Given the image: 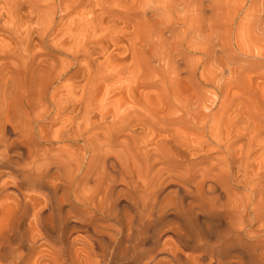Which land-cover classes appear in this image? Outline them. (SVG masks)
<instances>
[{
  "label": "bare ground",
  "instance_id": "6f19581e",
  "mask_svg": "<svg viewBox=\"0 0 264 264\" xmlns=\"http://www.w3.org/2000/svg\"><path fill=\"white\" fill-rule=\"evenodd\" d=\"M57 2L0 0V43L14 44H0V218L10 223L0 264H264V97L226 37L247 11V52L261 66L264 0ZM58 10L79 15L66 31L84 37L68 54L86 56L71 91L80 98L60 93L47 98L52 109L26 112L25 94L21 109L4 103L15 80L1 70L25 69L31 47L61 33L48 32ZM96 44L117 54L100 61ZM110 67L133 73L129 108L94 102ZM242 86L243 97L233 92Z\"/></svg>",
  "mask_w": 264,
  "mask_h": 264
},
{
  "label": "rangeland",
  "instance_id": "374dc122",
  "mask_svg": "<svg viewBox=\"0 0 264 264\" xmlns=\"http://www.w3.org/2000/svg\"><path fill=\"white\" fill-rule=\"evenodd\" d=\"M49 3H55L57 4V0H48ZM249 7V6H247ZM163 10H158V12H161ZM53 7L50 8L49 15H52ZM129 14H131L133 11H127ZM245 12H242L237 17L236 22L233 24L232 31H229V33L226 35V37L231 36L232 43L238 44L243 52L237 51L234 54V63L235 66H240L245 71V77H253L254 80L251 81V84H253V87L255 89V93L258 97H264V78H259L256 76L258 74L264 73V63L258 67L260 64L257 59L250 56V53L247 52V50H253L254 49V42L251 40V37L248 33L244 30L245 25ZM250 14L252 12L248 11ZM62 13L58 10L54 21L51 22L52 28L48 31L51 33H54V31L57 29V25L61 26V33L56 37L55 34L52 36L47 37V40L45 42L41 43L40 45H33L31 47V50H34V55L31 60V62L28 64V66L24 69H18L13 70L10 67H4L1 70V79L2 82L6 80L8 76H10L13 80H15L13 84V89L10 91L9 95L5 96L3 98V102L7 103L11 99H16L18 102L16 103V106L21 109L23 108L20 105L22 96L24 95L26 99L30 102V104L33 106L32 109H26L23 108L26 111H32L40 109V106L49 107L52 109L50 104L47 102V98L52 97H58L61 96L60 93L68 94L73 99H79L80 98V92H74L71 94L72 86L74 82H77L79 85L81 82H83L84 79V73L83 69L81 67L82 64H86L85 58L86 56H79L77 60L72 59L68 54L72 51L74 46H77L79 42L83 41V33L81 29L74 28L73 32L68 33L67 26L72 23H77L76 19L79 17L74 12H68L67 16L64 20H61ZM88 17V15H86ZM4 21H1L3 23ZM84 23V21L82 22ZM49 24V25H50ZM46 24H42L41 26H36L35 29L44 28ZM227 26H225L226 28ZM86 34V33H85ZM173 33L169 32L168 35L172 36ZM63 42V46H60L59 43ZM2 46L5 47H12L14 44L12 41H10L8 38H5L0 43ZM124 46L126 44L124 43ZM64 47V50L62 51L61 48ZM102 50L101 44H96V48L92 49L89 48L91 52H95V57L98 58L100 61H104L105 57L108 56L109 53L117 54L116 51H113V49H110L105 52H100ZM190 58L196 59L199 57L198 53H189ZM80 62V63H79ZM115 64V63H113ZM127 64H130V61H127ZM56 66V68H55ZM72 67V70L69 75H65L60 80L55 79V76L59 72H63L66 68ZM113 70V71H112ZM109 74L107 77L104 78L103 84L100 86V88L97 90L96 96H95V104L97 107H109L110 109H113L115 103L119 99H126V102L123 103V106L121 109L129 108L133 104L130 103L128 100L129 97V89L133 86V80L134 77L133 73H120L117 75H114V68L110 67ZM173 76V75H172ZM5 85V84H3ZM81 86V85H80ZM111 88L108 91H111V93L107 94V89ZM196 88V86H194ZM206 88V87H205ZM5 89V86L2 87V90ZM76 90H78V87H76ZM205 90V89H204ZM248 88H245L242 86L241 88H235L233 92L243 97L247 93ZM206 91L209 95L214 94L215 89L213 87H207ZM141 92L143 94H151L155 96L159 91L156 87H146L141 89ZM221 100L223 98L221 97ZM23 101V99H22ZM20 120V116H18L17 121ZM5 121H1L0 123H4ZM62 125V121L59 122L55 128H58ZM178 128V127H176ZM99 132V131H97ZM190 137L197 136V133L194 131H189L187 133ZM58 146H61L65 149H68L70 147V143H62ZM235 192H242L241 190H235ZM225 200V199H224ZM27 221H23L21 226H24ZM9 220L8 218L1 219L0 218V233L4 232L9 228ZM23 228V227H22ZM109 232L113 233V230H110ZM170 236V235H168ZM252 243L255 245L256 243L252 241ZM248 244V243H247ZM257 245V244H256ZM258 252H262L260 250L259 244L256 248ZM17 254H22L23 249L17 248L16 250Z\"/></svg>",
  "mask_w": 264,
  "mask_h": 264
}]
</instances>
